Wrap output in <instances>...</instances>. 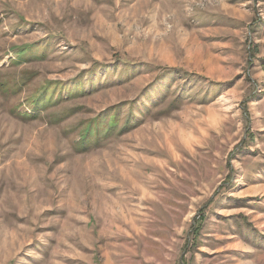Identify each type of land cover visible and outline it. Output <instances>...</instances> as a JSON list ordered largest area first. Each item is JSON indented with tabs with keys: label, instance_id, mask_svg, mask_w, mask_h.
I'll use <instances>...</instances> for the list:
<instances>
[{
	"label": "rangeland",
	"instance_id": "obj_1",
	"mask_svg": "<svg viewBox=\"0 0 264 264\" xmlns=\"http://www.w3.org/2000/svg\"><path fill=\"white\" fill-rule=\"evenodd\" d=\"M180 260L264 264V0H0V264Z\"/></svg>",
	"mask_w": 264,
	"mask_h": 264
},
{
	"label": "crops",
	"instance_id": "obj_2",
	"mask_svg": "<svg viewBox=\"0 0 264 264\" xmlns=\"http://www.w3.org/2000/svg\"><path fill=\"white\" fill-rule=\"evenodd\" d=\"M247 248H248V251H242V250L241 251L244 252V254L249 253V254H252L253 256H256L254 251H252L253 250L252 248H250L249 246H247ZM249 264H260V263L255 262V261L253 262V260H249Z\"/></svg>",
	"mask_w": 264,
	"mask_h": 264
},
{
	"label": "water",
	"instance_id": "obj_3",
	"mask_svg": "<svg viewBox=\"0 0 264 264\" xmlns=\"http://www.w3.org/2000/svg\"><path fill=\"white\" fill-rule=\"evenodd\" d=\"M183 257H184V253L182 254L181 260H182ZM181 260H180V262H181V264H183Z\"/></svg>",
	"mask_w": 264,
	"mask_h": 264
},
{
	"label": "trees",
	"instance_id": "obj_4",
	"mask_svg": "<svg viewBox=\"0 0 264 264\" xmlns=\"http://www.w3.org/2000/svg\"><path fill=\"white\" fill-rule=\"evenodd\" d=\"M195 230H196V228H195ZM195 232V231H194Z\"/></svg>",
	"mask_w": 264,
	"mask_h": 264
}]
</instances>
